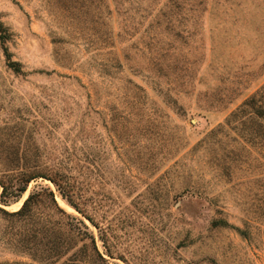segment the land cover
Masks as SVG:
<instances>
[{
    "label": "rangeland",
    "instance_id": "obj_1",
    "mask_svg": "<svg viewBox=\"0 0 264 264\" xmlns=\"http://www.w3.org/2000/svg\"><path fill=\"white\" fill-rule=\"evenodd\" d=\"M0 21V179L24 152L82 209L32 180L0 207L49 188L75 220L0 210V264H264L263 121L238 113L264 86V0H0Z\"/></svg>",
    "mask_w": 264,
    "mask_h": 264
},
{
    "label": "trees",
    "instance_id": "obj_2",
    "mask_svg": "<svg viewBox=\"0 0 264 264\" xmlns=\"http://www.w3.org/2000/svg\"><path fill=\"white\" fill-rule=\"evenodd\" d=\"M0 33L3 45L5 40L8 38L7 29L4 27L3 23L0 21ZM5 54L8 60V65L15 73H23L22 65L11 59V54L8 52V47L4 46ZM247 115L248 118L252 119L253 116L261 119L263 121L262 127H264V86L252 97L247 99L239 108V112ZM264 135V134H263ZM262 144L264 145V136ZM24 152L12 151L8 153L7 159L10 160L7 165L3 167L2 178L0 179V184L3 190L0 191V202L2 205H10L11 202L17 201L27 190L29 183L36 178H46L53 182L56 186L57 191L71 206H73L78 211H82L79 203L76 201L75 196V185L72 182V176L65 171L63 168L59 167H45L38 164L27 165L26 163H21L23 157H25ZM264 189V188H263ZM49 203L52 215H62L71 218L72 221L75 220L70 214H68L62 207L59 206L56 199V193L49 189H43V191L32 192L24 201L22 207L15 212H8L0 207V210L11 216H21L28 217L35 210L38 203ZM69 231L68 238L72 247L76 244V239L81 238V228L75 226L73 222L68 223ZM55 234L57 238L54 241V248L52 254H56L60 247V240L58 228L55 229ZM74 244V245H73ZM71 247V246H70ZM50 257L51 254L46 255Z\"/></svg>",
    "mask_w": 264,
    "mask_h": 264
}]
</instances>
